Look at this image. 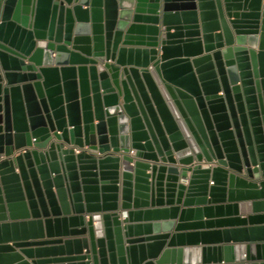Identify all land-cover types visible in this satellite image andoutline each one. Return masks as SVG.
Instances as JSON below:
<instances>
[{"label": "water", "instance_id": "water-1", "mask_svg": "<svg viewBox=\"0 0 264 264\" xmlns=\"http://www.w3.org/2000/svg\"><path fill=\"white\" fill-rule=\"evenodd\" d=\"M0 65V264H264L182 231L264 208V0H0Z\"/></svg>", "mask_w": 264, "mask_h": 264}, {"label": "crops", "instance_id": "crops-1", "mask_svg": "<svg viewBox=\"0 0 264 264\" xmlns=\"http://www.w3.org/2000/svg\"><path fill=\"white\" fill-rule=\"evenodd\" d=\"M1 66V65H0ZM76 151H78V149H76ZM241 175H243L241 173ZM181 181H184L183 179H181ZM185 183H187L185 181ZM239 205L237 207V213L235 212H231L229 213L226 209H224L223 211L221 212H217L215 214H208L206 212H203L202 214V217H201V220L202 221H206L208 219H213V220H220L221 222V225L223 226H203V227H197L195 226L194 224L192 225V223H195L197 222V217L194 216H191L187 219H185L183 222L185 223H189L188 226H186L182 231L183 232H190V231H194V230H197V229H200V230H207V229H222L224 227V225H228L227 227H232V226H236L238 225L236 222H230L229 219L233 218V217H247L249 214L253 213V214H257V215H261V214H264V208L261 207L260 210L258 211H254L252 210L251 207H249V205H240V200L238 201ZM183 206V204H181ZM198 206L197 204H195L193 207H196ZM165 219L164 218H151L149 220H141V222H152V223H163L162 221H164ZM166 220H169L172 222L171 224V227L166 230V228L163 226V224H161L159 227L156 226L155 230L152 232L153 234H161V233H165V231H168L169 233H175L176 232V226L179 222V217H168L166 218ZM240 225L242 226H256V225H264V218H260L258 220H255V221H251V220H247L245 225L244 223H240ZM251 239V238H249ZM170 240V239H169ZM171 241V240H170ZM168 242L165 247H168L169 245L170 246H174V247H196V246H203V245H216L218 243H225L227 242V240L223 237L221 238H218V239H204L203 238H200L198 241H196L195 239H193L192 236H189V235H185L183 237V239L181 241H179V239L175 240V242L171 243V242ZM247 241H255V242H264V234H262V236H257L254 240H248L247 238H244V240H230V243H240V242H247ZM195 254L192 253V252H188V253H185V261H187L188 263H194V264H199V260H197V258H195ZM204 263V262H202ZM207 264H212L214 263L213 260H207L206 262Z\"/></svg>", "mask_w": 264, "mask_h": 264}, {"label": "bare ground", "instance_id": "bare-ground-1", "mask_svg": "<svg viewBox=\"0 0 264 264\" xmlns=\"http://www.w3.org/2000/svg\"><path fill=\"white\" fill-rule=\"evenodd\" d=\"M133 149L130 151V154L132 155V153H133ZM202 162V165L203 166H205V167H208V166H215V165H219V161H218V159L217 158H214V159H212V160H207V159H203V160H201ZM203 161L205 162V163H203ZM188 165H191V166H195L196 165V159L192 162V163H190V164H188ZM241 176H244V175H241ZM184 264H194V263H188L187 261L184 263ZM201 264H204V263H201ZM213 264V263H212Z\"/></svg>", "mask_w": 264, "mask_h": 264}, {"label": "built area", "instance_id": "built-area-1", "mask_svg": "<svg viewBox=\"0 0 264 264\" xmlns=\"http://www.w3.org/2000/svg\"><path fill=\"white\" fill-rule=\"evenodd\" d=\"M78 151H79V150H78ZM197 163H199V162L196 161V164H197ZM203 163H205V162L203 161Z\"/></svg>", "mask_w": 264, "mask_h": 264}]
</instances>
